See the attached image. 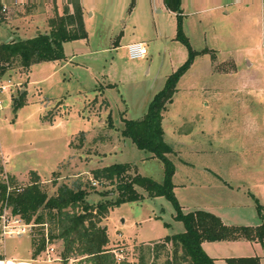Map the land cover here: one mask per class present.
<instances>
[{
	"label": "rangeland",
	"instance_id": "1",
	"mask_svg": "<svg viewBox=\"0 0 264 264\" xmlns=\"http://www.w3.org/2000/svg\"><path fill=\"white\" fill-rule=\"evenodd\" d=\"M79 4L88 37L66 42L63 61L36 64L29 74L16 67L0 76V85L7 86L0 94V181L13 177L14 186L25 187L35 172L50 196L59 185L81 182L89 190L86 199L97 203L111 198L100 195L111 188L92 179L99 168L129 163L138 174L162 183L163 163L120 132L124 120L143 118L167 78L188 61L189 50L176 38L178 19L162 0ZM181 4V34L199 53L179 78L163 114V138L172 150L166 156L174 168V197L183 214L203 210L261 219L264 6L260 0ZM65 8L73 10L70 0H0V42L47 32L49 19ZM121 37L125 39L115 50ZM138 42L148 53L133 59L127 44ZM21 93L24 104L14 108ZM108 118L113 130L106 129ZM6 214L10 216V210L2 208L0 216ZM174 216L166 198L145 195L113 208L101 225L111 239L108 248L122 250L124 262L164 264L168 249L161 250V240L185 230ZM39 232L37 228L34 234L4 236L0 226V263L5 256V264H48L32 259V241ZM53 245L49 257L41 252L36 260L62 263V245ZM210 246L202 249L216 257L253 253L247 246ZM263 252L257 245L256 253Z\"/></svg>",
	"mask_w": 264,
	"mask_h": 264
},
{
	"label": "trees",
	"instance_id": "2",
	"mask_svg": "<svg viewBox=\"0 0 264 264\" xmlns=\"http://www.w3.org/2000/svg\"><path fill=\"white\" fill-rule=\"evenodd\" d=\"M162 1L166 9L178 19L176 38L188 48L189 59L167 78L163 89L150 102L143 118L124 120L120 132L123 138L129 139L139 150L149 152L163 163L162 183L138 174L136 167L129 163L113 164L92 172L94 181L111 188L110 191L100 194H108L111 198L92 203L86 199L89 190L81 182L72 186L59 185L56 193L50 196L35 172L30 173V182L25 187L14 186L16 182L13 177L8 182L0 181V213L2 208H8L11 215L19 217L25 224L40 226V232L36 234L38 237L32 241V259H36L45 250L43 227L47 226L49 243L60 242L62 245L60 257L63 264L70 260H87L88 264H130L117 262L113 250L108 248L107 228L101 222L113 208L124 203L141 201L145 195L148 198H166L175 210L174 219L184 225V232L165 236L161 240V250L168 249L164 264H216L202 249L203 242L245 240L264 243L262 215V223L257 227L230 226L224 224L219 217L203 210L183 214L174 197V168L166 156L172 150L163 138V114L172 100L179 78L189 69L193 58L199 52L193 51L188 39L181 34L180 0ZM70 3L72 12L65 8L63 14H56L49 19L47 32L27 39L0 42V76L16 67L29 74L31 67L36 64L61 62L65 59L63 45L66 42L87 38L79 1L70 0ZM24 99L25 93H21L20 100L15 101L13 107L22 106ZM114 128L113 121L108 118L106 129ZM87 186L94 190V186ZM226 263L261 264L259 257L228 258Z\"/></svg>",
	"mask_w": 264,
	"mask_h": 264
},
{
	"label": "crops",
	"instance_id": "3",
	"mask_svg": "<svg viewBox=\"0 0 264 264\" xmlns=\"http://www.w3.org/2000/svg\"><path fill=\"white\" fill-rule=\"evenodd\" d=\"M79 2H80V0H78ZM82 1V0H81ZM163 2V1H162ZM180 2H181V0H180ZM182 5V4H181ZM81 7H82V5H81ZM82 9H83V7H82ZM69 11H71L72 12V10H69ZM182 11V10H181ZM173 15H175L174 13H172ZM83 23H85L84 22V18H83ZM84 27H85V24H84ZM86 30V29H85ZM39 32L40 31H36V34H39ZM87 32V31H86ZM33 37V36H32ZM87 37H88V33H87ZM123 39H125L124 37H121V39L114 45V49L116 50V48H118L119 46H120V43L123 41ZM130 44H133V43H129V44H127V46L128 45H130ZM148 53V52H147ZM147 55V54H146ZM217 216H219L220 217V219L222 220V222L224 223V224H226V225H230V226H250V227H257V226H259V225H261V223H262V220L261 219H258V218H256V219H254V217H246V218H244V219H242L241 217L240 218H238L237 217V215L234 213L233 215H236V219H234L232 216L233 215H227L226 213H223V214H216ZM108 237H109V235H108ZM109 241L111 242V239L109 238ZM208 244H210L211 246V248H216V247H218V245H219V247H220V245H226V247H229L228 249L229 250H234V249H241V247H245V246H247V247H250L251 248V250H250V252H253L252 253V255H230V254H232L230 251H228V252H230L229 253V255H223V256H221V257H216L215 255H211V254H209V253H207L205 250H204V252L209 256V257H211L212 259H214V260H219V259H222V260H224V261H226V259H228V258H237V257H259V259H260V263L261 264H264V252L263 253H260V254H258V253H256V247H257V245H260V247L262 248V250L264 251V243H259V242H249V241H245V240H238V241H222V242H203L202 243V246H204V245H208ZM212 245H214V246H212ZM43 253H44V251H43ZM35 262H46V263H48V264H51L52 263V261H39V260H36V259H33ZM5 262H6V258H5V256H4V260L3 261H1V263H3V264H5ZM25 263H27V264H31V263H29V262H25ZM215 263H217L216 261H215ZM60 264H63V263H60ZM67 264H80L78 261H76V260H70Z\"/></svg>",
	"mask_w": 264,
	"mask_h": 264
},
{
	"label": "built area",
	"instance_id": "4",
	"mask_svg": "<svg viewBox=\"0 0 264 264\" xmlns=\"http://www.w3.org/2000/svg\"><path fill=\"white\" fill-rule=\"evenodd\" d=\"M261 4L264 6V0H260ZM5 11V6L2 8ZM129 56L133 59L143 58L147 54L146 47L143 43H133L127 46ZM7 92L6 85H0V94ZM2 108L1 101H0V110ZM7 215V214H6ZM0 226L2 228V234L11 236V235H23L26 233L34 234L36 229L40 226L35 224H25L19 217L13 216L10 214L5 216H0ZM44 239H45V250L44 253L49 257L55 251L54 245L49 243L48 236H47V229L44 226ZM13 228H16L17 231H14ZM35 236V235H34ZM118 261H123L124 257L121 255L122 250H119L118 253L113 251Z\"/></svg>",
	"mask_w": 264,
	"mask_h": 264
}]
</instances>
